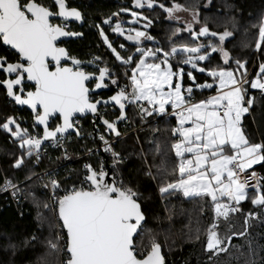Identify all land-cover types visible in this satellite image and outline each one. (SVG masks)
Listing matches in <instances>:
<instances>
[{
    "label": "snow or ice",
    "instance_id": "1",
    "mask_svg": "<svg viewBox=\"0 0 264 264\" xmlns=\"http://www.w3.org/2000/svg\"><path fill=\"white\" fill-rule=\"evenodd\" d=\"M154 4L156 0H133L135 8H144L145 5L153 8ZM159 7L169 19H178L174 16L178 11H188L178 3H173L171 7L159 4ZM121 11L130 12L133 18L130 24L146 21L143 25L145 31L129 28L127 35L119 20L112 27V32L136 45L135 52L127 57L113 47L100 28L103 42L116 61L126 68L124 76L128 83L124 86L120 85L109 67L97 64L101 57L86 62L96 65L97 75L96 72L86 71L85 62L70 56L68 50L60 46L61 38L82 35L67 30L69 20L83 19L82 13L75 7H69L67 0H54L52 4H45L42 0H0V45L14 50L17 56L15 61H10L7 56L0 55V72L4 74L0 85L17 105H26L31 109L33 127L43 126V135H31L14 117H8L0 128L19 140L20 148L25 149L28 156L35 151L39 159L44 141L59 145L65 134L75 129L78 115L100 116V106H119L117 120L125 119L126 105H138L142 119L154 113L166 114L170 106L177 124L172 134L178 139L171 145L178 159L173 169L176 179L161 186L159 191L161 194L181 192L184 197L210 198L216 220L207 229L205 250L213 256L226 252L227 247L223 245L225 240L230 244L232 236L218 234L219 218L228 221L230 214L241 212V202L246 200L264 209V176L254 170L255 165L264 166V141L251 142L242 128V117L254 103V97L245 100L248 89L244 85L249 84L251 89H258L264 94V63L260 64L256 78L249 81L246 62L237 59L236 68L232 69L230 53L223 47L226 38L233 33L227 30L221 34L209 32L207 26L196 32L191 25H187L185 30L193 41L199 37L218 36L219 44L209 42L207 45L198 43L180 47L172 44L170 50L141 47L142 40L154 39L146 31L152 21L128 8ZM112 15L118 17L119 13ZM197 15L193 13L194 20ZM57 19L60 22H56ZM111 23V18L104 20V24ZM180 32L181 29L177 28L173 35ZM262 44L264 20L259 26V39L255 45L257 51L264 52ZM124 47L120 45L121 49ZM213 53H219L227 67L198 66L199 62H210ZM178 54L184 56L181 63L198 72H206L211 82L196 83L193 72L188 71L186 75L192 84L184 87V68L174 71L171 63ZM106 80L118 91L107 99H94L96 90L109 87ZM93 82L94 86L90 87ZM194 88L201 91L215 89L216 94L193 102ZM141 102H146L147 107ZM100 119L110 133L117 137L121 135L116 121L110 122L102 116ZM50 120H58L59 123L51 127ZM76 135H80L79 130H76ZM99 138L104 145L103 151L110 152L113 158L111 179L104 162L100 161L98 168L91 163L84 165L85 174L79 180V186L73 184L65 189L54 178L44 185L51 188L58 205L59 219L66 230L68 258L65 264H164L158 243L153 241L146 252L137 245L135 237L145 219L140 203L142 194L123 179H117L120 154L113 150L103 135ZM23 163V157L18 158L14 167L20 168ZM249 170L252 171L249 173ZM15 187L6 179L0 191ZM59 191H63V195H58ZM258 218L259 213H247L245 230L251 220ZM50 246L54 249L58 247L51 242ZM250 264H256V261L252 260Z\"/></svg>",
    "mask_w": 264,
    "mask_h": 264
},
{
    "label": "trees",
    "instance_id": "2",
    "mask_svg": "<svg viewBox=\"0 0 264 264\" xmlns=\"http://www.w3.org/2000/svg\"><path fill=\"white\" fill-rule=\"evenodd\" d=\"M69 7H75L82 13V21H68L71 24L69 31L79 32L82 35L71 42L63 44L70 53L81 61H90L94 57H101L97 62L100 67H109L119 83L125 78V66L116 61L111 50L103 42L100 36V28L108 36L113 47L117 48L126 57L135 52L136 45L127 41L124 36L112 32V27L117 20L122 22L127 35V21L131 18L130 12H122V8H128L130 11H136L142 16L152 21L147 34L151 35L153 40H142L141 47L156 48L161 47L170 50L172 44L177 47L182 45L195 46L198 43L207 45L209 42L219 44L218 36L199 37L193 41L191 35L186 31L189 24L173 21L168 18V14L159 7L164 4L171 7L173 3H178L188 11L198 13V23L201 26H191L193 31L198 32L202 26H207L209 32L223 33L225 30L233 33L231 37L226 38L223 47L230 53V67L236 68L235 60L239 59L245 63L247 69V79L249 81L256 78L261 63H264V52L256 50V42L259 39V26L264 20V0H156L153 8H135L133 0H67ZM113 13H119V16H113ZM111 18V25L104 24V20ZM143 24L146 21L141 20ZM56 22H60L57 20ZM99 26V27H97ZM144 29V27H142ZM181 32L173 35L177 29ZM145 30V29H144ZM134 35V33H132ZM126 45L127 50L122 51L119 44ZM264 48V44H262ZM210 51V49H209ZM0 55L7 56L10 61H15L17 56L8 48L0 45ZM139 58L138 56L136 57ZM184 59L182 54H178L171 60L173 70L184 68L185 76L183 79L184 87L192 84L186 73L192 71L196 77V83L211 82L207 73H201L191 69L190 65H184L181 61ZM199 67L216 68L217 66L227 67L223 64V59L219 53H213L209 61L199 62ZM90 72H96L98 69L89 68ZM251 72V74H250ZM4 74L0 72V79ZM106 91L97 94V97L108 98L117 92L116 86L110 84ZM94 86L93 84L90 87ZM248 89L247 94H255L259 100L255 109V117L258 120L259 127L256 126L254 118L246 116L242 122V128L251 142L259 143L264 141V94L258 89H251L249 84H245ZM215 94V89H205L203 91L194 88L193 98L201 99ZM126 114L132 120V125L138 124V117L130 105H126ZM168 110H171L168 107ZM17 115L32 118L33 115L27 110H20L7 96L6 89L0 85V124L6 122L8 117ZM120 111L117 108L116 113L109 114L105 119L116 121L117 130L122 134L126 129L123 123L117 118ZM158 114L149 116V120L158 117ZM175 120H165L160 118L156 123L152 122L146 133L142 135V143L147 158L138 145L136 137L129 135L116 142L117 150L127 156L128 160L118 166L117 175L123 181L139 191L142 194L140 201L145 216V223L139 233L136 243L143 246L147 251L150 250L152 242L160 245L165 254L168 264H250L252 260L256 264H264V209L255 207L250 200L241 203V211L235 216H231L230 231L228 235L232 236L231 243L227 240L223 246L227 247L226 252L213 256L211 252L206 251L207 229L215 220V212L210 198L204 197H184L181 192L161 194L159 188L165 186L168 182L176 179L173 169L176 166L177 158L174 157L170 145L175 139L169 133V129L175 126ZM59 123L53 121L51 127ZM83 128L81 134L83 138H78L71 147L73 154H80L94 146L93 143L86 141L88 134H103L109 138L117 137L110 133L106 126L101 122L98 125V133H95L92 120L90 118L82 121ZM13 130L15 126H12ZM260 130V131H259ZM261 139V140H260ZM20 141L11 135V133L0 128V185L4 177H9L13 182H26V195L29 199V205L19 211L13 204H8L3 197H0V264H59L58 250L52 251L49 246L55 237V221L59 225L55 216L45 209L47 197L43 194L42 183L36 178L39 168L33 163L31 156L26 154V150L20 148ZM23 157L24 163L20 168L14 167L18 158ZM83 160L76 163V171L73 174L72 182H64V185L76 184L81 178V164ZM98 156L93 161V167H97ZM151 168L155 181L149 174ZM264 173V166H258ZM166 207V209H165ZM171 211L174 232L169 233L167 237L158 235L163 229H168L167 211ZM259 213V218L251 220L249 226L244 224L247 213ZM177 214V215H176ZM51 219L47 221V216ZM187 219H194V228H203L199 235L192 233V237L184 238L172 245V236L176 234L180 237L185 236V230L188 231ZM51 220V222H50ZM191 222V223H192ZM199 224V226H197ZM223 223L220 228L224 227ZM190 225V226H192ZM192 226V227H193ZM223 226V227H222ZM54 228V229H53ZM225 232V231H224ZM244 232L243 236L232 235V233ZM147 233L155 234V239L150 240ZM166 233V232H165ZM175 233V236H174ZM171 234V236H170ZM177 234V235H178ZM179 238V235H178ZM174 239V240H175ZM166 245L170 246L168 250ZM49 251L47 258L45 252ZM212 257L209 259V257Z\"/></svg>",
    "mask_w": 264,
    "mask_h": 264
},
{
    "label": "built area",
    "instance_id": "3",
    "mask_svg": "<svg viewBox=\"0 0 264 264\" xmlns=\"http://www.w3.org/2000/svg\"><path fill=\"white\" fill-rule=\"evenodd\" d=\"M70 27V26H69ZM123 43L119 44L120 45ZM125 47L124 49H121L122 51H126L127 47L125 44H123ZM126 83H128L127 79H124L123 82L120 83L121 86H124ZM245 87V85H244ZM117 88V87H116ZM118 91V88H117ZM130 91V89H129ZM211 96V95H209ZM209 96H206L201 99H194L193 102H197L199 100L205 99ZM100 97H97L94 95V99H99ZM144 104L145 107H147L146 102H141ZM133 110L135 111L137 117H138V124L132 125V120L129 116L126 115L125 120L122 122L123 127L126 129L119 137L109 138L107 136H104L103 134H88L86 137V141L93 143L94 146L80 154H73L71 151L72 145L76 142L78 137L74 134H69L68 137L64 138L59 145H54L52 142H48L41 146L40 149V155L39 159H37L35 151L33 152V155L31 156L33 163L39 168V173L37 174L36 178L42 183L43 188V194L47 197V207L45 209L49 211L59 222V234H58V246L60 247V252L64 256V264L66 259L68 258V254L65 250V241H66V234L64 232V229L59 221V214H58V205L56 203L55 198L52 195V191L50 186L48 188L44 187L46 183L49 182L50 178L57 179L61 182L62 187L67 189L70 188L73 184L64 185V182H72L74 179L73 174L76 171V163L78 161L83 160L81 164V178L83 179V176L85 174L84 165L86 163H91L93 165V161L98 156V161L104 162V167L109 173H113V158L110 152L103 151V143L100 140V136L103 135L111 144L114 151L118 152L120 154L121 164L122 162L128 160L127 156L120 153L116 148V142L122 138H125L129 135H134L136 137V140L138 142V145L144 155L145 161L147 162L146 155L144 153V147L142 143V135L146 133V130L148 126L152 122H157L160 118L165 120H172L176 119L174 116L171 115V110H168L166 114L159 115L158 117H154L151 120H149V116H146L145 118H141L140 108L138 105H130ZM117 108L114 106H108V107H102L100 109L101 116L105 119L107 115L116 113ZM79 122L76 124V128L81 132V129L83 128V124L81 119H78ZM16 121L21 125L22 128L28 129L29 133L33 136H36L39 134L40 136L43 135L42 131L37 128L33 127L34 121L33 117L27 118L23 117L21 115L16 116ZM91 150V151H89ZM117 165V170L118 166ZM99 167V163L97 165V168ZM149 168L150 176L155 181L154 174ZM254 170L259 173L261 176H264V173L259 168H254ZM252 170H249V173ZM249 173H245V175H248ZM117 179H121L116 172ZM10 180L16 187L15 188H9L7 191H0V197H3L5 201L8 204H13L18 208L19 211H23L28 205H29V199L26 195V189H25V183L26 182H13L9 177H4L2 184L0 185V188L3 187L5 180ZM79 182V181H78ZM78 182L76 183L78 186ZM249 191H251V187L249 188ZM13 192H15V196L13 195ZM58 195H63V191H59ZM226 199V198H224ZM143 247V246H142ZM144 248V247H143ZM145 252L147 251L144 248ZM167 261V260H166ZM168 264V262H167Z\"/></svg>",
    "mask_w": 264,
    "mask_h": 264
},
{
    "label": "rangeland",
    "instance_id": "4",
    "mask_svg": "<svg viewBox=\"0 0 264 264\" xmlns=\"http://www.w3.org/2000/svg\"><path fill=\"white\" fill-rule=\"evenodd\" d=\"M193 13L194 12H191V11H178V12H176V13H174V16L175 17H177L178 19H172L173 21H177V22H180V23H185V24H189V25H191V26H194V27H197V26H201V24H199L198 23V20H197V17H198V15H197V17H196V19L194 20L193 19ZM133 18L131 17V18H129V20L127 21V24H128V27H127V30L129 29V28H136V29H138V30H141V31H145L142 27H143V22L140 20L139 21V23H136V24H130L129 23V21H131ZM106 35V34H105ZM109 39V38H108ZM110 41V40H109ZM117 49V48H116ZM117 51H119L118 49H117ZM120 52V51H119ZM121 53V52H120ZM121 55L122 56H125V55H123L122 53H121ZM126 57V56H125ZM250 74H251V72H250ZM248 79H249V77H248ZM170 107V106H169ZM245 115V114H244ZM244 117V116H243ZM243 117H242V119H243ZM14 126V125H13ZM177 126V125H176ZM175 126V127H176ZM12 127V126H11ZM174 127V128H175ZM144 153H145V151H144ZM256 166V165H255ZM254 166V167H255ZM225 200V202H226V199H224ZM247 201V200H246ZM244 202V201H243ZM242 203V202H241ZM165 209H166V207H165ZM172 211V210H171ZM170 210L169 211H167L166 212V215H167V218H168V220H167V223H169V225H168V229H163L162 231H160L159 233H158V235H162V236H165V237H167L168 235H169V233H173L174 232V228H173V223H172V216H174V214L172 215V212H171ZM242 212V211H241ZM238 213H240V212H238ZM238 213H235V214H230V217H229V220L228 221H224V219L221 217V218H219V220L217 221V223H218V228H217V232H218V234L220 235V236H225V235H228V233H229V231H230V225L231 224H229V222H230V219H231V216H235V215H237ZM172 215V216H171ZM177 215V214H176ZM53 216V215H52ZM49 219H51V217H50V215H48L47 216V221H49ZM190 223H188V231L187 230H185V236H183V234H182V236L180 237V234H178L179 235V238H178V235L176 234V238L177 239H175V238H173V236H172V245H171V243H168L170 246H174V241H178V239L179 240H181V239H183L184 240V238H190V237H192V233H194L195 235H199L200 233H202L203 232V228H201V227H199V228H194V219H193V222H192V220H190V219H187ZM215 220H216V217H215ZM50 222H51V220H50ZM192 222V223H191ZM223 223H225L224 224V227L221 229L220 228V226L223 224ZM193 224V225H192ZM190 225H192V226H190ZM197 226H199V224L197 225ZM55 230H57L56 232H55V237H54V241H51V243H54V244H57L58 245V242H57V240H58V234H59V225H57L56 224V221H55ZM54 229V228H53ZM225 231V232H224ZM166 232V233H165ZM148 234V236L150 237L149 239L150 240H152V239H155V234H150V233H147ZM170 236H171V234H170ZM174 236H175V233H174ZM175 239V240H174ZM170 246H168V245H166V247H167V249L168 250H171V248H170ZM51 248V250L53 251H56V250H58V252H59V257H60V259H59V264H64V256L62 255V253L60 252V247L58 246L57 248H52L51 246H50V243H49V246H48V248ZM49 251L47 250L46 252H45V255H44V257L45 258H47L48 257V255H49Z\"/></svg>",
    "mask_w": 264,
    "mask_h": 264
},
{
    "label": "water",
    "instance_id": "5",
    "mask_svg": "<svg viewBox=\"0 0 264 264\" xmlns=\"http://www.w3.org/2000/svg\"><path fill=\"white\" fill-rule=\"evenodd\" d=\"M57 20H59V19H57ZM69 21H71V20H69ZM80 37V36H79ZM79 37H66V38H61V44H60V46H62V47H64L63 46V44H65V43H68V42H71V41H73V40H76V39H78ZM3 46V45H2ZM3 47H6L7 48V46H3ZM64 48H66V47H64ZM9 49V48H8ZM67 49V48H66ZM68 50V49H67ZM11 51H13L14 52V50H11ZM69 52V51H68ZM69 55H70V53H69ZM82 62H85V61H82ZM71 62L69 61V64H70ZM84 67H85V70L86 71H89L88 69L89 68H93V69H95V68H97L96 67V65L95 64H93V65H89V64H87L86 62L84 63ZM90 72V71H89ZM107 81V80H106ZM105 81V82H106ZM91 85V84H90ZM89 85V86H90ZM107 90V88H105V89H98V90H96V92L94 93V95H97V94H100V93H102L103 91H106ZM11 99V98H10ZM100 99V98H99ZM103 99H107V98H103ZM11 101L20 109V110H27V111H29L30 113H32L31 112V109H29L26 105H17L12 99H11ZM108 106H113L112 104H109ZM108 106H106V107H108ZM103 106H100L99 107V113H100V116H101V112H100V109L102 108ZM114 107H116V108H118L119 109V106H114ZM126 109L127 108H125V118H126ZM100 116H97V117H93L92 116V114H88V115H86V116H79L78 115V117H77V119H81V120H84V119H88V118H90L91 120H92V124H93V127H94V130H95V133H98V131H99V129H98V125L102 122L101 121V119H100ZM125 119H123V120H119V122L120 123H122L123 121H124ZM53 121H55V120H50V126L52 125V123H53ZM37 128H39L41 131H42V133H43V126H38ZM76 130H78L76 127H75V129H70L69 130V132L68 133H66L65 134V138L66 137H68V135L69 134H74V135H76ZM80 132V131H79ZM78 138H83V135L81 134V132H80V135L78 136V135H76ZM48 142H51V141H44L43 143H42V145H44V144H46V143H48ZM110 175H109V179H111V173H109ZM143 211V210H142ZM59 221H60V223H61V225H62V221L59 219ZM144 223H145V219L141 222V228L138 230V234L136 235V237H135V241L137 240V237H138V235H139V233L141 232V229H142V227H143V225H144ZM64 232H65V234H66V230H64ZM160 251H161V255L163 256V258H164V264H167V261H166V258H165V254H164V252H163V250L160 248Z\"/></svg>",
    "mask_w": 264,
    "mask_h": 264
},
{
    "label": "crops",
    "instance_id": "6",
    "mask_svg": "<svg viewBox=\"0 0 264 264\" xmlns=\"http://www.w3.org/2000/svg\"><path fill=\"white\" fill-rule=\"evenodd\" d=\"M249 86H250V85H249ZM215 94H216V93H215ZM215 94H213V95H215ZM249 97H254V103H253L252 106L249 108L248 113H245L243 119H244L246 116H251L252 118H254L255 123H256V126L259 127L258 120L256 119V117H255V115H254V114H255V109H254V107L257 105L259 98H258L255 94H253V93H249V94L246 95L245 100H247ZM245 106H247L246 103H245ZM243 119H242V122H243ZM175 123H176V120H175ZM176 125H177V124H175V126H176ZM175 126H174V127H175ZM174 127H173V128H174ZM173 128H172V129H173ZM172 129H169V131H170L169 133H171L172 137L175 138V139L172 141V144H173L174 142H176V140L178 139V137H177V136H173V134H172ZM259 131H260V130H259ZM260 140H261V139H260ZM260 142H262V140H261ZM170 149H171V151H172L174 157L176 158L175 153H174V151L172 150L171 145H170ZM177 163H178V161H176V164H177ZM258 166H260V165H256L254 168H257ZM187 198H193V197H187Z\"/></svg>",
    "mask_w": 264,
    "mask_h": 264
},
{
    "label": "flooded vegetation",
    "instance_id": "7",
    "mask_svg": "<svg viewBox=\"0 0 264 264\" xmlns=\"http://www.w3.org/2000/svg\"><path fill=\"white\" fill-rule=\"evenodd\" d=\"M43 3L45 4H52L54 0H42ZM69 5V4H68ZM55 10V9H54ZM6 48V47H5ZM10 50V49H9ZM13 52V51H12Z\"/></svg>",
    "mask_w": 264,
    "mask_h": 264
},
{
    "label": "bare ground",
    "instance_id": "8",
    "mask_svg": "<svg viewBox=\"0 0 264 264\" xmlns=\"http://www.w3.org/2000/svg\"><path fill=\"white\" fill-rule=\"evenodd\" d=\"M68 24H69V26L71 27V24H70L69 22H68ZM70 27H69V28H70ZM69 28H68V29H69ZM68 29H67V30H68Z\"/></svg>",
    "mask_w": 264,
    "mask_h": 264
}]
</instances>
